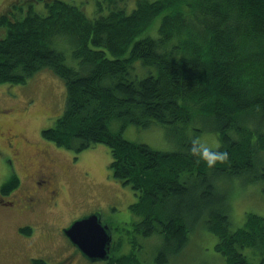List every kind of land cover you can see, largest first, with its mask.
Returning a JSON list of instances; mask_svg holds the SVG:
<instances>
[{"label":"trees","instance_id":"obj_1","mask_svg":"<svg viewBox=\"0 0 264 264\" xmlns=\"http://www.w3.org/2000/svg\"><path fill=\"white\" fill-rule=\"evenodd\" d=\"M33 1L0 14V84L51 70L64 106L42 138L75 152L108 147L109 174L130 186L138 220L128 252L114 254V240L105 264H146L139 237L154 234L162 242L151 264H166L198 223L225 264H264V216L247 212L233 228L214 181L264 183V0H96L92 16L67 0H42L41 11ZM191 121L209 122L219 145L194 135L164 151L123 132Z\"/></svg>","mask_w":264,"mask_h":264},{"label":"rangeland","instance_id":"obj_2","mask_svg":"<svg viewBox=\"0 0 264 264\" xmlns=\"http://www.w3.org/2000/svg\"><path fill=\"white\" fill-rule=\"evenodd\" d=\"M28 8L26 0H0V14L14 2ZM79 5L88 15L96 7V0H67ZM82 3V4H81ZM35 11L43 8L42 0H34ZM93 14H89L92 16ZM158 23V22H157ZM156 24L151 28L154 32ZM5 29L0 26V37ZM64 84L51 70L44 69L28 78L23 84H0V121L3 126L40 142L57 157L56 185L59 194L55 205H45L40 209L35 221L34 237L18 245L13 236V223L9 219H0V264H29L28 257H44L50 264H105L104 261H92L84 257L68 241L61 227L93 212L99 214L102 222L108 225L112 240L122 244L114 254L128 252L130 247L126 237L127 228L138 217L128 205L135 201L129 185H122L109 174L110 154L104 143H95L90 147L75 152L73 149L57 147L40 135L42 129L52 125L61 114L64 106ZM196 128L198 132L194 130ZM124 136L130 140L147 142L154 149L175 151L182 148V143L195 135V139L205 148L219 145L217 133L210 123L194 125H157L149 127L126 126ZM216 192L225 195L232 227L243 225L247 212H256L264 216V183L249 182L241 177L216 178ZM189 241L182 252L170 257L166 264H225L222 256L215 250L216 236L208 232L201 223L188 234ZM121 237V238H120ZM142 246L137 253L142 263L151 264L160 249L162 239L154 234L139 237ZM121 239V240H120ZM144 261V262H143Z\"/></svg>","mask_w":264,"mask_h":264},{"label":"flooded vegetation","instance_id":"obj_3","mask_svg":"<svg viewBox=\"0 0 264 264\" xmlns=\"http://www.w3.org/2000/svg\"><path fill=\"white\" fill-rule=\"evenodd\" d=\"M56 159L49 147L20 136L0 121V219L12 220L19 246L34 237L40 209L57 203ZM32 258L28 257L29 264Z\"/></svg>","mask_w":264,"mask_h":264},{"label":"water","instance_id":"obj_4","mask_svg":"<svg viewBox=\"0 0 264 264\" xmlns=\"http://www.w3.org/2000/svg\"><path fill=\"white\" fill-rule=\"evenodd\" d=\"M62 231L68 241L89 260L106 261L109 258L112 233L100 219L98 211L73 219Z\"/></svg>","mask_w":264,"mask_h":264}]
</instances>
